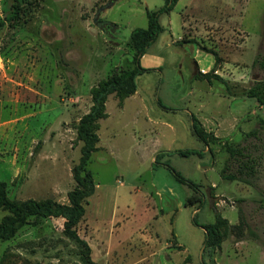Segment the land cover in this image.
I'll return each mask as SVG.
<instances>
[{
  "label": "rangeland",
  "instance_id": "obj_1",
  "mask_svg": "<svg viewBox=\"0 0 264 264\" xmlns=\"http://www.w3.org/2000/svg\"><path fill=\"white\" fill-rule=\"evenodd\" d=\"M162 4L0 0V179L10 199L67 202L80 156L76 125L90 109L91 89L133 67L130 33ZM159 22L165 29L140 58L147 70L136 76L135 92L106 98L86 165L95 188L77 234L96 264H210L194 220L211 223L219 213L228 223L212 250L216 263L264 264V105L243 94L264 76L253 65L264 57V0H177ZM198 45L217 52L214 73L223 81L193 77L214 63ZM190 114L205 130L247 147L257 161L252 184L220 176L223 143L199 141ZM159 152L196 184L200 206L184 204L194 190L154 162ZM5 214L0 208V219ZM78 250L63 233V218L30 217L0 241V264H84Z\"/></svg>",
  "mask_w": 264,
  "mask_h": 264
},
{
  "label": "trees",
  "instance_id": "obj_2",
  "mask_svg": "<svg viewBox=\"0 0 264 264\" xmlns=\"http://www.w3.org/2000/svg\"><path fill=\"white\" fill-rule=\"evenodd\" d=\"M177 0H163V4L155 10H146L147 24L145 27L134 28L130 33V46L134 50L133 67L129 69H120L114 72L106 79H102L96 86L91 89V106L88 112L83 114L76 125V135L81 141L80 156L78 162L72 168L75 186L67 192V202L61 203L50 198L34 199L27 198L24 200L10 199L6 194L5 182L0 179V208L7 211V214L0 219V241L11 238L16 231L26 224L30 217L40 218L48 216H59L63 218V233L71 239L78 247V254L84 264H96L90 256V246L87 241L77 234L75 229L77 223L84 214V202L93 194L95 183L91 172L86 168L91 153L96 150L98 142V120L105 117V101L109 94L113 93L119 98L133 94L136 90L135 78L137 75L147 69L140 65V58L146 52L147 47L156 40L158 35L165 29L159 22V16L162 13H168ZM0 20V25H2ZM194 41V40H193ZM206 52L214 56L213 66L209 71L202 72L196 70L193 77L197 79H212L223 81L219 74L214 73L217 52L205 46L198 45ZM253 65L264 71V57L257 56L253 60ZM246 97L254 99L257 105H264V76L256 79L243 92ZM261 121L263 118L259 117ZM192 134L202 143L208 144L222 142L227 157L220 169V176L226 180H242L252 184L250 177H253L257 170V161L250 155L247 147L238 143H233L228 137H220L212 131L205 130L199 120L190 114ZM257 130H251L246 135H254ZM180 155L197 154L201 156L203 149H179L176 151ZM163 152L155 155L154 162L167 167L174 175L175 179L186 183L192 187L194 192L186 197L185 205L202 204V196L196 193V184L187 180L169 163L161 162L160 157ZM234 165V168L232 167ZM194 223L201 226L204 230L202 241L203 250H208V259L210 264H217L212 256V250L219 248L223 240V231L221 227L228 223V220L220 215L215 214L214 221L207 224H199L196 220ZM264 243V239H263ZM202 264H207L202 261Z\"/></svg>",
  "mask_w": 264,
  "mask_h": 264
},
{
  "label": "crops",
  "instance_id": "obj_3",
  "mask_svg": "<svg viewBox=\"0 0 264 264\" xmlns=\"http://www.w3.org/2000/svg\"><path fill=\"white\" fill-rule=\"evenodd\" d=\"M202 72H206V71H205V70H203ZM188 196H189V195H188ZM174 242H175V244H176V245H178V244L176 243V241H175V240H174ZM178 246H179V245H178Z\"/></svg>",
  "mask_w": 264,
  "mask_h": 264
}]
</instances>
